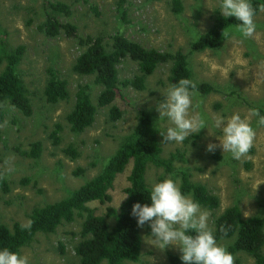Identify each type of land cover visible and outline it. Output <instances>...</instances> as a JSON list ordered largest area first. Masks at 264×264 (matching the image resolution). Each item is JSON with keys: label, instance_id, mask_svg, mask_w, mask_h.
Returning <instances> with one entry per match:
<instances>
[{"label": "rangeland", "instance_id": "374dc122", "mask_svg": "<svg viewBox=\"0 0 264 264\" xmlns=\"http://www.w3.org/2000/svg\"><path fill=\"white\" fill-rule=\"evenodd\" d=\"M55 1L70 6V15L61 16L60 20L73 24L75 35L62 31L51 37L38 29L45 19V5ZM119 2L0 0V48L25 46L18 73L32 105V114L25 116L16 107L6 110L11 105L8 101L3 104L4 121L7 119L8 124L0 129V165L6 157L12 156L15 171L5 180L8 191H3L0 186V222L26 224L33 207L62 199L95 176L135 126L140 110L148 111L159 129L162 156L178 151L173 163L175 168L188 169L193 181L205 184L218 196L216 210L201 206L209 212V227L213 229L214 218L234 204L239 206L243 217L259 215L264 218V126H258L257 117L251 118L256 138L248 155L240 160L233 159L230 153H223L218 139L223 135L222 129L215 127L217 118L223 117L226 123L233 113L238 112L244 117L251 109H264V8L255 14L256 31L252 38L245 39L238 26L231 25L218 47L192 51L191 43L209 28L215 14L221 13V0H181L183 8L179 13L172 11L171 0H123L121 8ZM121 9L126 11L124 17ZM117 31L147 48L167 52L180 49L187 54L191 79L209 82L218 90L205 95L197 92L192 97L190 114L203 116L207 127L190 134L179 144L163 141L160 132H166L171 126L167 117L160 118L157 110L170 86L167 80L170 63H163L147 76L144 90L121 87L112 103L122 111L120 119L109 120V106L97 107L90 127L80 133L70 130L65 117L73 106L78 85H89L95 105L100 91L92 75H81L72 69L77 55L84 49L79 39L101 35L109 44L110 37ZM49 67L67 81L69 90V97L55 104L48 103L43 95ZM118 69L120 78L131 77L137 72L136 63L128 58ZM56 123L61 125V130L60 142L55 145L50 133ZM36 140L42 143L40 157L21 155L19 151L29 149L30 143ZM209 143L218 146L214 151H207ZM69 145L74 146L77 157L72 158L64 152ZM131 166L130 160L116 176L109 191L111 205L118 206L126 196L124 188L129 184ZM78 167L84 172L76 176L73 171ZM162 173V168L148 163L145 170L148 186L152 187ZM23 178L27 181H22ZM175 182L179 185V178ZM88 206L94 208L97 215L104 213L105 205L98 201H91ZM82 220V216H75L72 222L60 224L53 233H37L31 244L21 248V254L29 257L30 264H79L74 245L79 239ZM109 223H113L112 219ZM140 235L139 260L124 264H172L169 254L182 255L176 245L160 249L151 237L149 223L140 227ZM229 242L217 240L225 248ZM60 245L64 247L62 251ZM232 255L235 264H254L253 258L244 252Z\"/></svg>", "mask_w": 264, "mask_h": 264}, {"label": "trees", "instance_id": "16d2710c", "mask_svg": "<svg viewBox=\"0 0 264 264\" xmlns=\"http://www.w3.org/2000/svg\"><path fill=\"white\" fill-rule=\"evenodd\" d=\"M120 0L119 6L122 7ZM255 8V14L264 8V0H250ZM181 0H171L174 13L182 11ZM122 10V17L126 11ZM45 19L38 26L47 36H57L62 31L67 35H75L76 27L70 22L60 20L61 16L70 15V6L62 1L49 2L44 7ZM240 22L235 17L225 18L216 13L213 23L195 41L191 43L192 51H203L218 47L226 36V29L231 25L238 26ZM84 49L77 55L72 66L73 71L81 75H92L93 82L100 86L97 94V105L91 100L89 85H78L71 110L66 114L70 130L80 133L90 127L97 112V107L109 106L108 117L111 121L121 118L122 111L113 103L121 87H133L144 90L146 78L163 63H170L168 83H177L180 79H191L187 54L178 49L174 52L160 51L147 48L139 42L126 37L117 31L106 43L101 35L86 36L79 39ZM25 46L22 44L6 49L0 48V105L7 101L16 107L23 115L32 114V105L27 96V88L18 73V65L22 59ZM130 59L136 63L137 72L131 77H119V64ZM47 80L43 95L48 103L55 104L69 97L67 81L58 76L54 68L46 69ZM196 91L200 94L217 92V88L209 82H195ZM260 114L264 109L257 107ZM4 110L0 107V124L4 121ZM61 125L56 123L50 133L53 144L60 142ZM159 129L148 111L140 110L132 130L126 134L108 157L102 169L91 179L57 201L35 206L28 214L31 228H22V223L13 221L11 225L0 222V249L7 247L10 251L21 254V248L32 243L37 233L49 234L56 231L64 222H72L75 216H82L79 239L74 245V253L79 264H124L125 261L136 262L141 254L142 238L137 218L132 215V206L139 202L151 204L150 190L145 179V170L150 163L162 168L163 173L157 177L156 183L165 178L175 181L179 178V186L185 195H190L200 206L208 210L219 207V198L211 193L203 183L192 180L188 169H177L174 160L177 152L162 156V148L158 138ZM42 143L39 140L30 143L27 150L19 151L21 155L39 158ZM64 152L72 158L78 153L73 145ZM132 161L128 174L129 184L124 188L126 198L118 206L110 204V189L116 176L123 172L129 161ZM84 169L78 167L73 171L76 176L82 175ZM169 175V177H167ZM26 182V179H22ZM3 191H8L6 181H0ZM98 201L105 205L102 215L95 214L94 208L88 203ZM112 219L113 223H109ZM226 231H222L221 229ZM213 230L216 240H230L226 249L231 253L244 252L250 255L254 264H264V218L259 215L243 217L238 205L226 207L213 220ZM63 245L59 249L63 250ZM172 264L184 263L180 256L169 254Z\"/></svg>", "mask_w": 264, "mask_h": 264}, {"label": "clouds", "instance_id": "9594fccd", "mask_svg": "<svg viewBox=\"0 0 264 264\" xmlns=\"http://www.w3.org/2000/svg\"><path fill=\"white\" fill-rule=\"evenodd\" d=\"M220 11L225 18L235 17L240 22L238 31L245 39L252 38L256 31L254 21L255 8L250 0H221ZM227 33L223 32V36ZM197 94L196 84L182 78L171 84L163 102L158 104L160 118L167 117L171 126L166 132H160L163 141L182 143L193 133L207 127V122L200 114H190L193 107L192 97ZM4 107V105H0ZM14 106L8 105L6 110ZM257 117L258 126H264V115L259 109H251L248 115L233 113L227 118L215 120V127L222 129V137H218L223 153H230L232 158L240 160L246 157L254 145L256 131L251 118ZM8 124L5 119L0 129ZM218 145L209 143L207 151H214ZM15 171L14 158L6 157L0 165V181L8 179ZM126 198L123 197V199ZM151 204L132 206V215L137 218V226L149 223L151 237L160 249L169 245L179 247L184 264H235L234 256L222 245L218 244L214 230L209 227V212L202 210L200 204L190 195H185L180 186L171 178L155 183L150 190ZM31 228V221L21 225ZM226 231L225 229H221ZM0 264H30L29 257L10 251L7 247L0 249Z\"/></svg>", "mask_w": 264, "mask_h": 264}]
</instances>
